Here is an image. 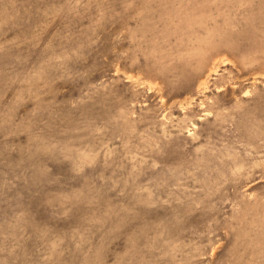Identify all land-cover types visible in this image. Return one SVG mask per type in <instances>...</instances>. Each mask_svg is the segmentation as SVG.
<instances>
[{
  "label": "rangeland",
  "instance_id": "374dc122",
  "mask_svg": "<svg viewBox=\"0 0 264 264\" xmlns=\"http://www.w3.org/2000/svg\"><path fill=\"white\" fill-rule=\"evenodd\" d=\"M0 264H264V0H0Z\"/></svg>",
  "mask_w": 264,
  "mask_h": 264
}]
</instances>
